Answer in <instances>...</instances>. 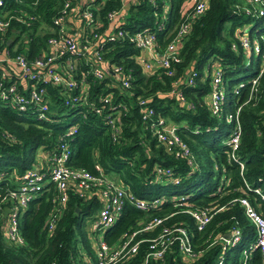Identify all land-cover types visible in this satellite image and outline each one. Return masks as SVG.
<instances>
[{
  "label": "trees",
  "instance_id": "trees-1",
  "mask_svg": "<svg viewBox=\"0 0 264 264\" xmlns=\"http://www.w3.org/2000/svg\"><path fill=\"white\" fill-rule=\"evenodd\" d=\"M62 1L4 0L1 12L5 17L21 18L11 17L7 27L0 31L1 48L9 56L22 53L30 57L45 51L46 37L53 33L51 18ZM96 2L99 6L95 14L104 24L105 12L121 5L120 0ZM242 4V0H207L204 11L190 22L187 33L177 44L179 60L170 64L171 74L159 66L145 70L135 59L137 49L126 39L104 44L102 55L121 65L122 71L129 74L130 84L109 85L107 76L97 80L87 74L91 84L88 98L95 102L98 93L109 94L113 100L125 103L115 138L104 120L105 109L97 113L83 104L64 105L59 87L47 86L49 110L44 119L0 97V264H84L78 244L90 254L83 226L99 201L95 196L82 198L71 188L52 230L45 226V216L53 207L50 189L33 195L19 211L21 242L8 241L3 235L6 217L2 206L8 202L9 191L18 185L20 174L34 161L36 149L47 150L60 139L70 148L68 165L93 173L94 165L98 164L137 197L163 198L159 204L144 209L125 204L104 232L108 242L127 229L162 217L163 225L178 224L185 228L194 255L180 253L173 243L162 258L150 259L146 264H216L221 250L218 237L237 226L240 238L222 252L220 264L238 263L242 249L254 240V229L236 198L245 196L255 205L257 196L253 189L262 188L264 182V72L248 97L247 81L254 74L253 67L245 64L242 52L230 48L235 40V26L246 18L237 11ZM184 9H189V0H133L126 5L120 26L130 33L143 27L153 29L156 49L160 50L183 19ZM213 66L222 71L225 104L220 116L212 115L207 105ZM79 67L87 68L83 63ZM190 70L195 74L192 84H187L183 77ZM240 79L244 84L233 92ZM173 81H177L176 86ZM174 87L191 107L169 94ZM138 97L146 98L167 123L175 126L193 155V167L185 158L174 155L173 146L157 141L145 128L136 104ZM237 105H240V135L231 158L224 140L232 122L226 121L224 115ZM69 127H74L71 132H67ZM238 161L242 162V169ZM156 166L169 168L179 180L166 181L164 176L156 179ZM179 196L183 199L174 198ZM209 206L219 209L199 230L186 210ZM159 228L140 231L136 237L152 235ZM146 245L147 242H140L137 253L116 264H139ZM250 255V264H261L257 249H252Z\"/></svg>",
  "mask_w": 264,
  "mask_h": 264
},
{
  "label": "built area",
  "instance_id": "built-area-1",
  "mask_svg": "<svg viewBox=\"0 0 264 264\" xmlns=\"http://www.w3.org/2000/svg\"><path fill=\"white\" fill-rule=\"evenodd\" d=\"M130 1L133 0H120L121 5L118 8L107 10L104 14V24L95 14L99 6L96 0H63L57 13L51 18L53 33L46 37L45 51L30 57L22 53L9 56L0 46V97L21 110L27 108L34 111L36 118L44 119L47 118L49 110L47 86L59 87L64 105L76 107L83 104L91 106L97 113L105 109L104 120L109 125L112 138H115L119 131V115L125 109V103L113 100L109 94L98 93L95 102L88 98L91 84L87 74L97 80L107 76L110 78L107 82L109 85L128 87L130 84L129 74L122 71L121 65L110 62L102 55L104 44L126 39L137 49L135 59L145 70L159 66L166 68V73L171 74L170 64L179 60L177 44L187 33L190 22L201 14L207 5V0H189V9L183 10V19L165 46L158 50L153 29L143 27L130 33L120 26L126 5ZM242 1L243 4L237 11L239 10L246 18L235 26L233 31L235 40L231 41L230 48L242 52L245 64L253 67L254 74L247 81L250 97L264 72V0ZM3 4L4 0H0V31L7 27L11 17L18 20L21 18L13 15L5 17L1 12ZM82 63L87 66L86 69H80L79 65ZM194 74V70L188 71L183 77L184 82L192 84ZM221 75V69L213 66L207 105L209 112L215 116L222 114L225 104ZM176 83L177 81H173L174 86ZM243 84V81L235 83L233 92H237ZM169 94L184 103L178 88H171ZM136 104L145 128L157 141L173 146L174 155L185 158L187 164L193 167V155L176 133L175 126L167 123L165 118L148 104L146 98L138 97ZM184 105L191 107L187 102ZM239 109L240 105H237L232 112H226L224 115L226 121L232 122L231 131L224 140L228 146L227 154L231 158L234 157L240 135ZM73 128L69 127L67 132H71ZM39 150L41 158L35 157L31 165L22 171L18 185L9 191L8 202L2 206V214L4 207L7 208L3 235L8 241L21 242L17 226L19 211L33 195L50 189L53 190L50 198L53 207L45 216V226L47 230H52L67 199V191L71 188L82 198L95 196L99 201L94 214L85 219L90 220L87 225L90 231L88 243L94 250L92 255L94 264H116L124 261L138 252L140 242H147V245L141 252L139 264H146L150 259L162 258L173 243L180 253L194 255L185 228L178 224L163 225L162 217H153L138 228L127 229L114 241L108 242L104 232L120 215L125 204L144 209L159 204L163 198L137 197L106 174L98 164L94 165L93 173L83 167L68 165L70 148L65 140H58L47 150L42 148ZM238 165L242 169L241 161H238ZM154 172L158 180H161L162 176L167 178L166 181L179 180L178 176L171 174L169 168L156 166ZM253 191L257 196L255 205L245 196L236 198L254 229V240L242 249L237 264H250L252 249L258 250L261 264H264V182L262 188L256 187ZM174 198L181 200L183 196ZM218 209L219 207L213 209L209 206L190 208L186 211L193 218L196 228L200 230ZM156 226L160 228L154 234L136 237L138 232L148 231ZM83 227L85 228V224ZM239 238L240 230L237 226H232L218 237V240H221V250L216 264L221 263L222 252L235 244Z\"/></svg>",
  "mask_w": 264,
  "mask_h": 264
},
{
  "label": "rangeland",
  "instance_id": "rangeland-1",
  "mask_svg": "<svg viewBox=\"0 0 264 264\" xmlns=\"http://www.w3.org/2000/svg\"><path fill=\"white\" fill-rule=\"evenodd\" d=\"M241 81H242V79H240L238 81V83L241 82ZM64 118L66 119V118H68V116H65ZM39 152H40V150H39V148H37L36 149V152H35V157H37V159H40L41 158V153H39ZM89 222H90V220H85V222H84V224H85L84 230H85L87 239H89V236H90V234L88 233L90 231L87 228V225L89 224ZM78 247H79V250L82 251V253H81V262H83L84 264H94V262H93V260H92V258L90 256V254L94 255V250H93L92 245L89 244L90 254H88V252H85L83 250V248L80 246V244H78Z\"/></svg>",
  "mask_w": 264,
  "mask_h": 264
},
{
  "label": "water",
  "instance_id": "water-1",
  "mask_svg": "<svg viewBox=\"0 0 264 264\" xmlns=\"http://www.w3.org/2000/svg\"><path fill=\"white\" fill-rule=\"evenodd\" d=\"M6 212H7V208H6V207H4L3 214L5 215V214H6ZM225 237H227V234H225Z\"/></svg>",
  "mask_w": 264,
  "mask_h": 264
},
{
  "label": "crops",
  "instance_id": "crops-1",
  "mask_svg": "<svg viewBox=\"0 0 264 264\" xmlns=\"http://www.w3.org/2000/svg\"><path fill=\"white\" fill-rule=\"evenodd\" d=\"M39 153H41V152H39Z\"/></svg>",
  "mask_w": 264,
  "mask_h": 264
}]
</instances>
